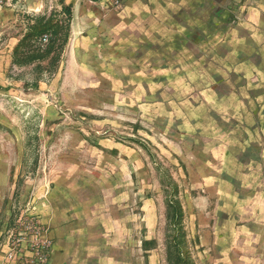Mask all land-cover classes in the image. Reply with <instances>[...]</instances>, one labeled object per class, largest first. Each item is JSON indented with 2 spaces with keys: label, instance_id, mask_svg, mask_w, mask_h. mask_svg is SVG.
I'll use <instances>...</instances> for the list:
<instances>
[{
  "label": "rangeland",
  "instance_id": "1",
  "mask_svg": "<svg viewBox=\"0 0 264 264\" xmlns=\"http://www.w3.org/2000/svg\"><path fill=\"white\" fill-rule=\"evenodd\" d=\"M52 37L48 28L39 40ZM19 42L0 63L1 239L28 210L51 232L50 209L71 235L72 264H178L179 255L183 264H264L258 156L223 165L211 139L192 145V135L213 133L191 125L190 107L153 104L148 85L101 69V59L76 64L68 44L56 62L49 52L17 63Z\"/></svg>",
  "mask_w": 264,
  "mask_h": 264
},
{
  "label": "crops",
  "instance_id": "2",
  "mask_svg": "<svg viewBox=\"0 0 264 264\" xmlns=\"http://www.w3.org/2000/svg\"><path fill=\"white\" fill-rule=\"evenodd\" d=\"M65 5L69 60L101 59V69L133 75L142 90L148 85L153 104L190 107L182 114L191 125L212 124L213 133L192 135V145L202 148L200 139H211L223 165H238L241 155L264 164V0H128L119 9L99 0H15L0 6V63L12 58L30 16L60 13ZM5 183L2 178L0 264H11L1 239ZM44 215L53 228L50 264H72L67 226L50 209Z\"/></svg>",
  "mask_w": 264,
  "mask_h": 264
},
{
  "label": "built area",
  "instance_id": "3",
  "mask_svg": "<svg viewBox=\"0 0 264 264\" xmlns=\"http://www.w3.org/2000/svg\"><path fill=\"white\" fill-rule=\"evenodd\" d=\"M8 0H0V6ZM108 8L119 9L128 0H99ZM49 227L38 212L25 211L8 232L4 246L5 256L11 264H50L53 239Z\"/></svg>",
  "mask_w": 264,
  "mask_h": 264
},
{
  "label": "trees",
  "instance_id": "4",
  "mask_svg": "<svg viewBox=\"0 0 264 264\" xmlns=\"http://www.w3.org/2000/svg\"><path fill=\"white\" fill-rule=\"evenodd\" d=\"M70 21L71 8L66 5L63 12L52 13L50 16L31 18L28 22L26 34L14 50L15 61L22 64L30 61L33 62L34 60H43L49 52L56 53L51 62L58 61L60 59V51L69 42ZM47 27L49 30H54V37L50 38L48 44L43 46L39 39L41 33L48 29ZM61 34L62 37L59 38ZM178 264H183L181 255L178 257Z\"/></svg>",
  "mask_w": 264,
  "mask_h": 264
}]
</instances>
